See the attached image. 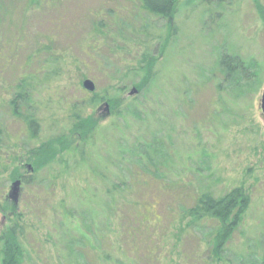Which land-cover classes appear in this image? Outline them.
Wrapping results in <instances>:
<instances>
[{"label":"rangeland","instance_id":"obj_1","mask_svg":"<svg viewBox=\"0 0 264 264\" xmlns=\"http://www.w3.org/2000/svg\"><path fill=\"white\" fill-rule=\"evenodd\" d=\"M11 2L0 0V234L10 203L25 227L23 264H264V0H177L171 21L138 0H46L27 13ZM49 44L59 75L46 82L48 54L37 51ZM222 55L244 64L237 82L221 73ZM31 75L15 117L10 103ZM88 119L96 129L79 151L57 152L62 163L13 161ZM240 186L250 206L218 261L216 223L188 210L204 190Z\"/></svg>","mask_w":264,"mask_h":264},{"label":"trees","instance_id":"obj_2","mask_svg":"<svg viewBox=\"0 0 264 264\" xmlns=\"http://www.w3.org/2000/svg\"><path fill=\"white\" fill-rule=\"evenodd\" d=\"M45 1L46 0H24V6H22L21 11L27 13L31 10H40L45 7ZM138 1L140 5L139 8L142 12L152 16L165 18L168 21L172 20L174 8L177 3V0ZM11 4L12 7L16 8L17 0H12ZM258 10L261 18L264 20V5L258 8ZM53 48V45L49 44L43 46L41 50L37 51L38 53L44 52L48 54V58H46L41 65L42 68H46L45 75L43 77V81L46 82H48L52 77L59 75V55L52 52ZM234 58L235 59H229L224 55H222L221 59L219 58L220 71L225 75L226 79L231 80V82H237V80H239V73L241 72L243 74V71H245L244 64L239 62L237 57ZM28 65L30 66L31 63ZM153 65L154 62L152 58L147 59L146 56H144L139 60V67L145 70V82H147L149 77H151ZM140 68L136 67V72ZM237 68H240L241 70H238ZM33 80L34 75L27 76L22 78L18 84L16 97L10 103L12 106L13 116L19 117L20 113L18 112V108L16 106L17 99H26L28 97V89L33 88V85L31 84V81ZM142 87H144V85H140L138 87L139 91ZM21 118L27 125L29 138L32 140L36 139L38 137L37 119L32 116L31 113H27ZM94 129H96V125L92 124L89 119L87 121H76L73 123V128L68 133L61 132L53 137H50L49 139L41 142L39 145L22 152L21 157L14 156L12 159L14 162H22L20 164H23L24 162H31L36 169L44 167L54 161L62 163L63 156L61 160L60 158L55 159L57 155L59 156V151L75 152L77 149L79 151L81 149L79 145H81V143L92 134V130ZM70 132L71 141H68ZM4 133V129L0 126V151H2V149L5 150L2 143ZM14 147L16 148V146ZM143 149L144 153H146V149ZM137 156L138 161L143 159L142 155L137 154ZM16 174L19 176L21 175L20 172H13V175L10 176L11 181L15 178ZM116 188L117 185L114 184L108 191L110 192L116 190ZM246 192L247 191L243 189L242 186L235 187L224 195H215L211 190H204L198 194L195 204L188 210V214L191 218L193 217L194 220L208 218L216 223L217 229L214 236V244L212 246L213 251L211 253L215 256V258H218V261L221 260L220 255L229 236L237 227H239L249 209L251 198ZM2 211L7 212L10 215L11 218L9 221L11 225H9L2 232V234H0V264H23L24 248L21 239L24 235L25 227L20 225L22 217L21 213L16 212L14 206L10 205V203H6L4 207H2Z\"/></svg>","mask_w":264,"mask_h":264},{"label":"water","instance_id":"obj_3","mask_svg":"<svg viewBox=\"0 0 264 264\" xmlns=\"http://www.w3.org/2000/svg\"><path fill=\"white\" fill-rule=\"evenodd\" d=\"M83 87L86 90L91 91V92L95 91V89H96V85L91 79L84 80ZM138 92H139V90L136 87H133L131 89V91L129 92V95H136ZM107 108H108V105H107ZM261 108H262V111H263V114H264V91H263V95H262V98H261ZM29 167L31 168V166H29ZM22 183H23L22 178L17 179V180H15L12 183V187H11V191H10L9 195L16 202H18V200H19L20 187H21Z\"/></svg>","mask_w":264,"mask_h":264},{"label":"flooded vegetation","instance_id":"obj_4","mask_svg":"<svg viewBox=\"0 0 264 264\" xmlns=\"http://www.w3.org/2000/svg\"><path fill=\"white\" fill-rule=\"evenodd\" d=\"M26 176H25V174H23V176H21V178H23L24 180H26Z\"/></svg>","mask_w":264,"mask_h":264}]
</instances>
